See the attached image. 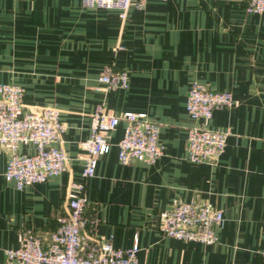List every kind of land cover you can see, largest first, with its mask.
Here are the masks:
<instances>
[{
    "label": "crops",
    "instance_id": "crops-1",
    "mask_svg": "<svg viewBox=\"0 0 264 264\" xmlns=\"http://www.w3.org/2000/svg\"><path fill=\"white\" fill-rule=\"evenodd\" d=\"M127 69V88H106L103 67ZM230 90L233 104L203 122L228 131L215 161L186 157L187 129L202 122L185 110L192 81ZM0 82L23 87L30 107L55 106L65 129V171L18 189L6 180L0 146V264L23 229L46 237L67 209L69 181L81 180L91 115L144 111L156 121L163 153L154 162L118 160L124 120L108 152L84 178L86 227L114 246L137 241L142 264H261L264 247V13L242 0H146L125 19L81 0H0ZM19 151H31L19 143ZM207 200L223 212L212 244L163 235L162 211L177 200Z\"/></svg>",
    "mask_w": 264,
    "mask_h": 264
},
{
    "label": "built area",
    "instance_id": "built-area-1",
    "mask_svg": "<svg viewBox=\"0 0 264 264\" xmlns=\"http://www.w3.org/2000/svg\"><path fill=\"white\" fill-rule=\"evenodd\" d=\"M248 11L264 13V0H242ZM86 8L114 9L125 19L131 8H143L146 0H81ZM98 79L106 88H127L129 73L113 64L105 65ZM23 87L14 82H0V146L9 149L4 176L20 189L26 184L43 182L65 171L68 155L57 145L65 129L55 106L30 107L22 102ZM230 90H214L194 80L186 95L185 110L194 120H202L187 129L186 157L191 162L218 159L224 151L228 131L203 124L217 107H230ZM124 120L123 132L117 141L118 160L128 163L139 160L154 162L163 153L159 127L144 111L127 110L109 113L97 107L89 125V136L82 142V178L95 171V159L108 152L111 143L107 133ZM19 143H30L31 151H19ZM83 179L69 181L67 209L57 220L55 229L46 237L31 229L21 231L17 246L5 249L6 264H142L137 241L130 246H114L111 237L98 239L85 232L97 219L86 215L88 200ZM223 212L207 200H177L162 211L160 230L163 235L185 241L212 244L218 240L216 227ZM264 264V247L260 250Z\"/></svg>",
    "mask_w": 264,
    "mask_h": 264
}]
</instances>
